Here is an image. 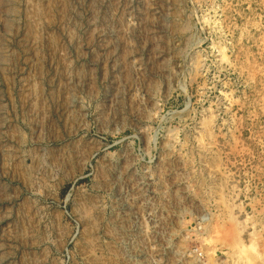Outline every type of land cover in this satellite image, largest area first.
<instances>
[{
	"label": "rangeland",
	"instance_id": "1",
	"mask_svg": "<svg viewBox=\"0 0 264 264\" xmlns=\"http://www.w3.org/2000/svg\"><path fill=\"white\" fill-rule=\"evenodd\" d=\"M0 264H264V0H0Z\"/></svg>",
	"mask_w": 264,
	"mask_h": 264
}]
</instances>
